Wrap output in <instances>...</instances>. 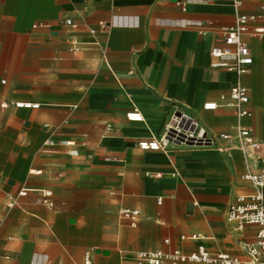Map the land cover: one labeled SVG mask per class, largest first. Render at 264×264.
Returning a JSON list of instances; mask_svg holds the SVG:
<instances>
[{
  "label": "crops",
  "instance_id": "0c3cea01",
  "mask_svg": "<svg viewBox=\"0 0 264 264\" xmlns=\"http://www.w3.org/2000/svg\"><path fill=\"white\" fill-rule=\"evenodd\" d=\"M233 1L0 0V264H83L90 249L97 264H123L141 250L200 245L248 259L244 244L260 227L235 231L227 220L253 190L241 153L227 141H219L227 151L139 147L181 112L209 136L235 132L221 97L229 100L236 76L211 68L210 49L225 46L217 30L239 12L261 14L250 29L264 27V0L238 9ZM66 19L75 26L60 24ZM244 40L253 63L243 124L263 138L264 34ZM208 101L219 106L205 109ZM133 109L145 119L128 120ZM40 189L52 191L53 206ZM124 208L141 212L135 226ZM191 234L201 238H181Z\"/></svg>",
  "mask_w": 264,
  "mask_h": 264
},
{
  "label": "built area",
  "instance_id": "2783aa9c",
  "mask_svg": "<svg viewBox=\"0 0 264 264\" xmlns=\"http://www.w3.org/2000/svg\"><path fill=\"white\" fill-rule=\"evenodd\" d=\"M234 6L238 9L242 6L241 0H234ZM264 11V5L261 7ZM235 22L232 25L223 26L217 30L218 37L225 46H214L210 49L212 61L210 63L213 69H223L232 72L236 76V80L229 91V100L223 95L221 99L226 105L232 107L237 117V125L234 133H221L219 135H210L203 131L199 126L196 118L185 115L184 113H175L171 116L169 122L165 125L163 133L151 139H143L139 142L141 149L165 150L170 143L185 144L192 146L216 147L219 150H226L219 141H227L232 147L237 149L243 159L246 161L249 169L242 178L251 183L253 190L237 197L236 201L229 206L227 210V220L233 225L235 231H242L248 225H257L260 228L257 231L256 239L253 242L245 243L244 248L248 253V259L243 260L230 253L220 252L211 253L204 246L200 245L193 252H184L179 248L170 250L154 249L141 250L132 254L128 258H124L123 264H264V136L256 138L252 130L243 124L246 117H250L252 112L248 108L250 103L249 90L243 83V76L249 71L253 63L251 50L244 40L246 34L259 35L264 34V27H255L250 29V23L260 18L261 14L237 13ZM60 24L75 26L72 19L61 21ZM105 27V23H100ZM97 28H91L90 33L95 34ZM200 34L206 31L200 29ZM227 100V101H226ZM19 107H36L37 104L17 103ZM218 103L208 101L204 103L205 109H216ZM127 119L130 121H143L144 115L138 110L133 109L127 113ZM68 146H74L73 141L66 143ZM53 142L46 143V149L50 148ZM79 151L73 148L70 150L71 155H77ZM255 158L262 163L257 171L250 169L249 160ZM149 174V173H148ZM156 174L154 176H158ZM44 197L42 203L53 206V202L48 198L52 191L47 189L39 190ZM27 189L20 191L21 195H26ZM162 199H158L160 203ZM123 219L129 220L132 226L137 224V219L141 212L124 208L120 211ZM183 240H198L201 238L198 234L182 235ZM166 244L171 243L169 239H165ZM95 249L86 251L83 264H97L92 255Z\"/></svg>",
  "mask_w": 264,
  "mask_h": 264
}]
</instances>
